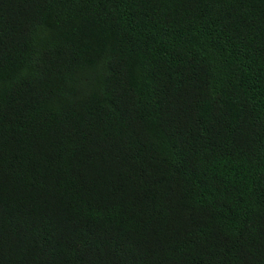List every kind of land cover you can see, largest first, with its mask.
<instances>
[{
	"label": "trees",
	"instance_id": "16d2710c",
	"mask_svg": "<svg viewBox=\"0 0 264 264\" xmlns=\"http://www.w3.org/2000/svg\"><path fill=\"white\" fill-rule=\"evenodd\" d=\"M0 264H264V0H0Z\"/></svg>",
	"mask_w": 264,
	"mask_h": 264
}]
</instances>
